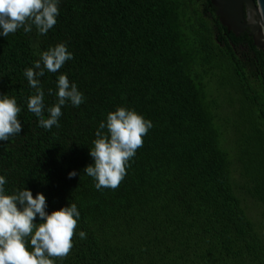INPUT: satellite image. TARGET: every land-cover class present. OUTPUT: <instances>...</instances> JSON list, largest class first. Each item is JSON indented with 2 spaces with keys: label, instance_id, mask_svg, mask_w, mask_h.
Returning a JSON list of instances; mask_svg holds the SVG:
<instances>
[{
  "label": "trees",
  "instance_id": "trees-1",
  "mask_svg": "<svg viewBox=\"0 0 264 264\" xmlns=\"http://www.w3.org/2000/svg\"><path fill=\"white\" fill-rule=\"evenodd\" d=\"M59 10L47 35L0 37V93L22 109L20 135L0 141L6 190L43 193L49 214L76 203L87 234L55 264H264V51L229 32L210 0H61ZM61 42L74 58L40 78L45 118L60 74L84 102L46 130L23 73ZM118 107L153 127L119 187L97 190L83 170Z\"/></svg>",
  "mask_w": 264,
  "mask_h": 264
},
{
  "label": "clouds",
  "instance_id": "clouds-1",
  "mask_svg": "<svg viewBox=\"0 0 264 264\" xmlns=\"http://www.w3.org/2000/svg\"><path fill=\"white\" fill-rule=\"evenodd\" d=\"M61 0H0V37L15 34L19 29L30 33L35 28L38 35H47L57 24ZM40 59L23 75L34 94L27 98V109L38 118V126L51 130L59 127L63 115L62 107L71 104L79 107L84 95L67 73L56 80V90L48 89V95L56 96V103L47 107L45 118V91L41 77L46 71L57 73L74 55L66 43H59L39 53ZM22 111L15 97L0 93V141L20 135ZM153 127L152 121L145 119L135 109L118 107L101 121L89 151L94 163L83 170L93 178L94 187L116 189L127 175L130 161L137 149L143 146L145 137ZM107 129L105 133L104 130ZM76 171L68 178L77 176ZM8 180L0 175V264H55V258L66 257L73 247V237L86 239L85 231H76L81 213L76 203L51 212L43 193L33 192L24 187L11 194L6 190ZM39 218L40 222H36Z\"/></svg>",
  "mask_w": 264,
  "mask_h": 264
},
{
  "label": "water",
  "instance_id": "water-1",
  "mask_svg": "<svg viewBox=\"0 0 264 264\" xmlns=\"http://www.w3.org/2000/svg\"><path fill=\"white\" fill-rule=\"evenodd\" d=\"M216 15L229 32L252 37L254 45L264 51V0H210Z\"/></svg>",
  "mask_w": 264,
  "mask_h": 264
}]
</instances>
